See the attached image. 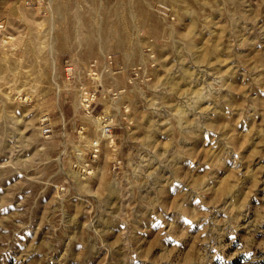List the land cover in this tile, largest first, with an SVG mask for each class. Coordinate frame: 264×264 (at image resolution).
I'll return each mask as SVG.
<instances>
[{"label":"rangeland","instance_id":"374dc122","mask_svg":"<svg viewBox=\"0 0 264 264\" xmlns=\"http://www.w3.org/2000/svg\"><path fill=\"white\" fill-rule=\"evenodd\" d=\"M0 264H264V0H0Z\"/></svg>","mask_w":264,"mask_h":264},{"label":"built area","instance_id":"2783aa9c","mask_svg":"<svg viewBox=\"0 0 264 264\" xmlns=\"http://www.w3.org/2000/svg\"><path fill=\"white\" fill-rule=\"evenodd\" d=\"M102 124H104V125H106L105 127H104V132H106V134L108 135L107 137H110V138H112V125L110 124V122H107L106 120H103L102 121ZM106 137V138H107ZM96 152L97 151V142H95V141H93L92 143H91V146H90V153H92V152Z\"/></svg>","mask_w":264,"mask_h":264},{"label":"bare ground","instance_id":"6f19581e","mask_svg":"<svg viewBox=\"0 0 264 264\" xmlns=\"http://www.w3.org/2000/svg\"><path fill=\"white\" fill-rule=\"evenodd\" d=\"M106 125H104V127H105ZM103 133H105L106 134V132H103Z\"/></svg>","mask_w":264,"mask_h":264}]
</instances>
